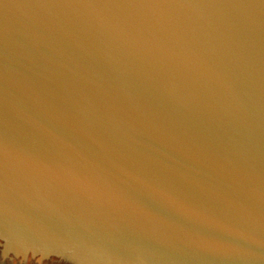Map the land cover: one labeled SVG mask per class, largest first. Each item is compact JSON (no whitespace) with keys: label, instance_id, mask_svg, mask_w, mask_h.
<instances>
[{"label":"water","instance_id":"obj_1","mask_svg":"<svg viewBox=\"0 0 264 264\" xmlns=\"http://www.w3.org/2000/svg\"><path fill=\"white\" fill-rule=\"evenodd\" d=\"M0 264H264V0H0Z\"/></svg>","mask_w":264,"mask_h":264}]
</instances>
